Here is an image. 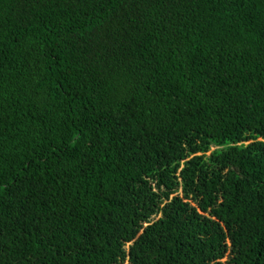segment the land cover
<instances>
[{
    "label": "trees",
    "instance_id": "1",
    "mask_svg": "<svg viewBox=\"0 0 264 264\" xmlns=\"http://www.w3.org/2000/svg\"><path fill=\"white\" fill-rule=\"evenodd\" d=\"M0 264H264V0H0Z\"/></svg>",
    "mask_w": 264,
    "mask_h": 264
}]
</instances>
